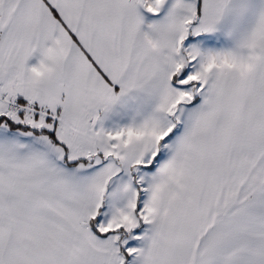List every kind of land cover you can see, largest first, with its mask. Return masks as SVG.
Wrapping results in <instances>:
<instances>
[{
    "label": "snow or ice",
    "instance_id": "1",
    "mask_svg": "<svg viewBox=\"0 0 264 264\" xmlns=\"http://www.w3.org/2000/svg\"><path fill=\"white\" fill-rule=\"evenodd\" d=\"M0 264H264V0H0Z\"/></svg>",
    "mask_w": 264,
    "mask_h": 264
}]
</instances>
